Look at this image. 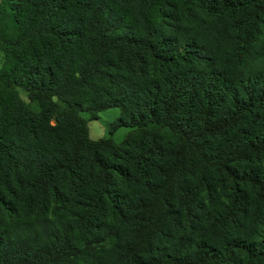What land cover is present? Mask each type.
I'll return each instance as SVG.
<instances>
[{"label": "trees", "instance_id": "16d2710c", "mask_svg": "<svg viewBox=\"0 0 264 264\" xmlns=\"http://www.w3.org/2000/svg\"><path fill=\"white\" fill-rule=\"evenodd\" d=\"M0 264H264V0H0Z\"/></svg>", "mask_w": 264, "mask_h": 264}, {"label": "rangeland", "instance_id": "374dc122", "mask_svg": "<svg viewBox=\"0 0 264 264\" xmlns=\"http://www.w3.org/2000/svg\"><path fill=\"white\" fill-rule=\"evenodd\" d=\"M20 98L28 102L25 93L19 89ZM81 116L87 120L89 138L92 140L110 138L113 142L119 143L123 140L127 132L129 131L126 127H119L113 132H110L111 124L119 116L118 108H109L103 110L94 118H91L87 113H81Z\"/></svg>", "mask_w": 264, "mask_h": 264}]
</instances>
